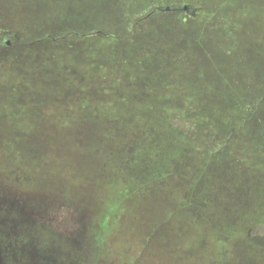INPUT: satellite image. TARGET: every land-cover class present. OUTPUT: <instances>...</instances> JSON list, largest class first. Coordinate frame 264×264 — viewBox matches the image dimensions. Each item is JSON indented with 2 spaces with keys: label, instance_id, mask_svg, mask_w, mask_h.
Wrapping results in <instances>:
<instances>
[{
  "label": "rangeland",
  "instance_id": "obj_1",
  "mask_svg": "<svg viewBox=\"0 0 264 264\" xmlns=\"http://www.w3.org/2000/svg\"><path fill=\"white\" fill-rule=\"evenodd\" d=\"M0 29V264H264V121L234 158L182 145L237 96L264 112V0H0Z\"/></svg>",
  "mask_w": 264,
  "mask_h": 264
},
{
  "label": "trees",
  "instance_id": "obj_2",
  "mask_svg": "<svg viewBox=\"0 0 264 264\" xmlns=\"http://www.w3.org/2000/svg\"><path fill=\"white\" fill-rule=\"evenodd\" d=\"M182 4H187V3H182ZM182 4H158V5L153 6L150 9V11L148 13H146V15L152 13L153 11H183V10H161V9L157 8V7L166 6V5H182ZM188 5H191V4H188ZM191 7L194 9V15H195L196 14V8L193 7L192 5H191ZM188 14H190V13H188ZM1 31H2V29H0V32ZM98 32H100L103 35H107V33L104 34L101 31H98ZM46 37H48V36H46ZM54 40L59 41V37H54ZM237 97H238V103H236V104L231 103V105L230 104L227 105V108L233 109V112H231V113H228L224 110L219 112V113H217V112L208 113L209 110L204 112L206 117L204 119H200V120L194 122L193 128L191 129L193 134L190 137L185 136V138H187V139H186V142L182 143L183 147L187 146V145L189 147H194V145H195V147H196L197 144H202L203 142L206 141V139L211 138L213 136H217V133H218L219 136L222 138V142L218 145V148L220 147L221 150H223V149L225 150L222 153V155L226 156V158L228 155L231 156L232 158H234L231 151H228L226 149L227 147L225 148V143L231 141V139L237 134V131H239L241 129V127L247 122L245 120L251 119V121H255V119H256L258 122V119L261 117L262 121H264V112H260V110H259L261 107L259 108L258 106H254L252 103H249V102L246 103V101L243 100V98H241L240 96H237ZM255 98H257V96ZM258 98H259V96H258ZM226 99H228V98H226ZM191 108L192 107H190L189 111L188 110H182L181 115L182 116L183 115L192 116V115H194V114H192L193 111H198L196 108L195 109H191ZM205 110H207V109L205 108ZM224 112H226V114ZM183 113H185V114H183ZM262 121H259L258 124L261 125L260 123ZM173 129H174V131H176L175 128H173ZM259 132H260L259 133L260 135L258 136V138H259L258 143H260V144H255L256 146H254L255 148H258V150H259L261 144H264V122L262 123L261 129L259 130ZM170 134H177V132H175V133L170 132ZM149 140H154V136H152ZM152 143L154 144V142L149 143L150 146H152ZM139 144H141V143H139ZM139 148H141V146H139V145L135 148L133 156L136 155L137 150ZM184 148H188V147H184ZM226 151H227V154H225ZM203 154L205 157V163L207 164L208 160L213 155V152L208 151V152H204ZM172 157L165 158L162 166L160 164L157 166V164L160 162L157 159H153L152 167H151V164L149 166V168H150L149 170L152 172V175L156 174V172H161L164 169L163 167L166 165V162L168 161V159L172 158ZM231 162H229L228 164H230ZM206 164H205V166H206ZM123 166H125V165H123ZM144 166L141 165L139 167L142 168ZM159 166H161V167H159ZM128 167H130V166H128ZM128 167H126V170ZM157 167H159V168L157 169ZM202 173H203V169L198 173L197 177H195L194 179H191L192 180L191 187H195V184H198V187H200V179L203 176ZM141 174H139L138 177H141L142 176ZM131 178H134V177H131ZM151 179H152V177L148 178L147 180H151ZM147 180L145 181V186L147 184ZM157 186L160 187V185H158V183H156V185H154L153 187L150 186L148 188L149 189L148 191H151L152 189L156 188ZM198 191L200 194L204 193L205 196H208V193L206 190H198ZM190 201H191V198L188 196V199L185 200L184 203L182 202L181 205L179 206V208H184L186 210V206L189 207L191 205ZM259 205L262 206V204H259ZM194 208L198 210V211H195V214L193 216L195 220H199L200 218L207 216L206 213L203 214V211L200 208V206L194 205ZM187 209H189V208H187ZM195 209L192 208V210H195ZM166 212H167V210H166ZM193 213H194V211H193ZM258 215L261 216L262 213L258 214ZM258 218H259V216H258Z\"/></svg>",
  "mask_w": 264,
  "mask_h": 264
},
{
  "label": "water",
  "instance_id": "obj_3",
  "mask_svg": "<svg viewBox=\"0 0 264 264\" xmlns=\"http://www.w3.org/2000/svg\"><path fill=\"white\" fill-rule=\"evenodd\" d=\"M158 9L161 10H183L186 11L187 13H190L191 15H194V9L191 7V5L188 4H182V5H166V6H160L157 7ZM18 33H15V38H18ZM2 36V35H1ZM6 45L10 44V40L8 39L5 42Z\"/></svg>",
  "mask_w": 264,
  "mask_h": 264
},
{
  "label": "crops",
  "instance_id": "obj_4",
  "mask_svg": "<svg viewBox=\"0 0 264 264\" xmlns=\"http://www.w3.org/2000/svg\"><path fill=\"white\" fill-rule=\"evenodd\" d=\"M253 146H256V145H253ZM260 147H262V145H261ZM255 149H256V148L254 147V152H256ZM260 153H262V152H260ZM263 153H264V151H263ZM256 155L258 156V153H257V152H256ZM259 157H260V156H259ZM259 157H257V160H258Z\"/></svg>",
  "mask_w": 264,
  "mask_h": 264
},
{
  "label": "flooded vegetation",
  "instance_id": "obj_5",
  "mask_svg": "<svg viewBox=\"0 0 264 264\" xmlns=\"http://www.w3.org/2000/svg\"><path fill=\"white\" fill-rule=\"evenodd\" d=\"M1 39H2V36H0V44H1L2 42H4V41L6 42V41L8 40V39L4 38V41H2Z\"/></svg>",
  "mask_w": 264,
  "mask_h": 264
}]
</instances>
